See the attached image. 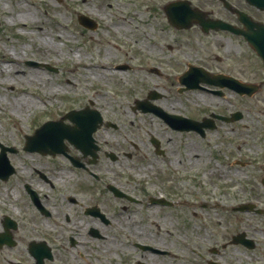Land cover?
I'll list each match as a JSON object with an SVG mask.
<instances>
[{
	"label": "rangeland",
	"instance_id": "obj_1",
	"mask_svg": "<svg viewBox=\"0 0 264 264\" xmlns=\"http://www.w3.org/2000/svg\"><path fill=\"white\" fill-rule=\"evenodd\" d=\"M6 1L14 6L17 0H0L1 141L20 148L23 134L29 133L36 125L39 127L51 119H58L73 107L90 104L92 107L101 108L100 110L105 113L107 118L122 124L124 131L121 130V133L123 136L118 137V140L125 145L127 151H135L134 147L130 145V139H133L142 148L143 144H149L147 141L150 135L149 130L155 135L165 136L163 131L165 126L159 118L152 114L140 111L135 113L131 110L136 97L147 96L148 90L155 87L163 93V98L159 99L157 103L163 104L171 111L180 112L193 111L191 100H196V103L201 102L196 98V96L199 97V94H179L176 90L177 81L172 84L171 80H160L155 75H149L147 68L118 69L120 63L130 64L132 62L137 66L135 63L137 56L135 54L137 47L135 38L139 37L140 45L144 46L145 43L142 38L143 25L141 21L144 23L146 19L136 18L137 9L132 4V0H20L26 3L29 9L37 12L41 19L38 25L41 24L40 26H43L45 31L43 34L40 33V29L34 31L33 27L30 28L33 40L26 38L24 33L19 34L20 31H26V28L10 24L9 13L4 8ZM86 11H90L99 20L100 25L97 29L89 30L80 25L78 13ZM12 14L14 17L16 16L15 12ZM119 15L133 19L131 30L126 34L124 29H121L120 33L113 29L114 24L118 22ZM134 31L142 34L133 36ZM66 33L70 36L69 40L65 38L60 40L57 37L58 34ZM43 37H48L49 41L52 39V43L46 44ZM110 40H113L118 46H110L108 44ZM76 42L82 45L80 60L76 57ZM12 46H15L20 56L19 68L26 72L36 71L38 75L40 74L37 75L40 79L37 82L33 81L32 84L23 79L17 81L27 92L22 93V96L34 99L37 104V106H24L22 116H18L11 110V104L14 103L15 96L19 93L13 92L11 88L3 84L4 79L15 77L13 71L4 67L1 62L5 54L11 52ZM108 46L110 51L106 52ZM152 48L150 47V49ZM153 54L159 60L165 59L161 52ZM166 58V62L171 64L170 57ZM29 61L47 64L49 68L43 65H30ZM151 63L157 64L155 61H151ZM86 64L92 67V70H96L94 65L105 66L107 72H103V68H99L103 75H99L97 80L94 78L92 70L84 67ZM51 67H57L58 70L53 71ZM170 68L166 67L167 71H171ZM52 85L59 87L60 91L53 92ZM48 93L51 94V97ZM39 97H42L44 101L39 100ZM167 136L175 135L167 132ZM115 140L116 138H110L113 143ZM179 140V153L176 156H169L165 160L168 161L170 158L173 165L175 161L182 164L180 170L182 176L179 184L185 192L178 185L176 175L168 172L166 166L171 165L166 161H155L153 175L150 178L146 177L151 168L149 165L143 164L146 163L143 156L149 155L146 152V147H143V150H140L134 159L127 160L129 165L127 171L132 172L130 174L137 186L147 193L170 190L174 194L179 193L181 198L191 201L184 206H177L176 209H164L161 212L163 218L159 221L163 228L170 230L169 233L156 231L155 226L151 223L149 228L153 232L152 235L162 238L156 237L155 240L166 243L172 252L179 253V257L175 255L173 258L174 264L177 260L180 264H196V262L197 264H207L205 260H195L192 251L204 252L209 256L210 241L213 242L210 237L211 232L219 233V238H222L220 233L226 230L230 233L236 226H240L241 229L246 228L244 220H241L244 215L234 212L232 207L241 200L247 199V193L241 189L247 179L235 171L229 172L221 168L220 160L215 159L214 153H212L209 136L201 140L202 145L197 144L199 138L193 133H185ZM174 146L176 144L171 145L169 154H172L171 150L174 149ZM248 152L250 151L248 150ZM192 154L196 156H192ZM12 156L15 157L18 165H21L22 161L31 159L22 155L21 152ZM40 160L47 161L48 159L35 156V164ZM105 166L107 165L105 164ZM22 167L24 168V163ZM213 167L218 168L217 172L222 174L221 177L210 170ZM11 187L19 188L16 180H13V184L8 187L9 192L13 191ZM203 203H206L207 206L204 207ZM199 204L201 205L199 206ZM154 214L158 216V214ZM259 219L260 217L256 218V221H260ZM225 220L232 221L230 226H227L226 222L224 223Z\"/></svg>",
	"mask_w": 264,
	"mask_h": 264
},
{
	"label": "flooded vegetation",
	"instance_id": "obj_2",
	"mask_svg": "<svg viewBox=\"0 0 264 264\" xmlns=\"http://www.w3.org/2000/svg\"><path fill=\"white\" fill-rule=\"evenodd\" d=\"M151 10L157 18L161 16V20H166L168 35L181 36L179 43L185 48L184 55L207 69L215 83L220 82L221 86H213L218 97L230 95L237 100L232 108L217 104L212 111L216 116L236 114L240 119L226 122L215 118V122L237 128L242 124L251 134L264 126V0H151ZM169 11L173 15L180 14L182 24L191 18L194 22L187 28L180 27L179 23L172 25ZM261 152L241 160V164L252 167L253 179L244 191L250 198L255 197L264 209V144ZM39 164V168L31 172L34 182L21 185L20 217L12 216L15 226L6 227L4 221L3 226L0 221V228L4 230L0 233V264H167L164 253L155 254L153 248L145 247H153L155 238L161 237L152 235L148 229L138 234L132 213L134 205L128 198L106 192L101 175L96 173L91 175L92 179L74 183L58 177L53 165ZM113 178L123 191L137 197L138 189L130 178L118 174ZM59 179L63 186L55 205L52 195L38 188L45 186L52 190L54 181ZM27 184L34 193L30 188L28 192L25 190ZM115 203L127 207L125 214L117 216L115 235H98L96 227L105 225L99 217L86 213L87 208H104ZM244 223L248 227L245 232L256 244L254 255L264 257V219ZM215 242L223 244L216 236ZM228 247L214 253L223 261L215 259L217 264H239L238 258L225 252Z\"/></svg>",
	"mask_w": 264,
	"mask_h": 264
},
{
	"label": "bare ground",
	"instance_id": "obj_3",
	"mask_svg": "<svg viewBox=\"0 0 264 264\" xmlns=\"http://www.w3.org/2000/svg\"><path fill=\"white\" fill-rule=\"evenodd\" d=\"M4 8L6 9V11L9 13V22L10 24H14L18 27L22 26L23 29L26 28V31L22 32L20 31L19 33H24L26 38H28L29 40H33L32 36H31V30L30 28H38L40 29V33H45L44 29L42 26L38 25V23L40 22V17L37 14V12L35 10H31L29 9V7L27 6L26 3L21 2L20 0H17L15 5L12 6L10 5L9 2H5L4 3ZM13 12L16 13V16H13ZM132 20L133 19H129L128 17L124 16V15H119L118 16V22H116L113 26V29L115 30V32L120 33L121 29H124L126 33H128L131 30V25H132ZM29 28V29H28ZM134 35H141L139 32H134ZM57 37L62 40V38H65L67 40L70 39V36L68 33L66 34H58ZM95 39V38H92ZM43 40H45V43L50 45L52 43V39L51 41L48 40V37H43ZM74 40H76L74 38ZM108 44L110 46H118L116 43H114L113 40L108 41ZM29 46V45H28ZM110 48L109 46L106 48V52H109ZM76 57L77 59H81L82 55L80 53L79 50H77L76 52ZM19 61H20V56L18 54V52L15 49V46H12L11 48V52H9V54H5V56L1 59V62L3 63L4 67L8 68L9 70L13 71L14 74V78H8V79H4L3 80V84L6 87H9L12 89L13 92H18L19 94L17 96H15V101L14 103H10L12 106V111L17 114L18 116H22V111H23V107H29V106H37L36 101L34 99H31L30 97L27 96H22V93H27L26 91H24L21 87V85L17 82L20 81L21 79L29 81L30 84H32V82H37L38 78L37 77V72L36 71H30V72H26L25 70H22L19 68ZM85 68H88L90 71L92 70L90 66H88L87 64L84 66ZM94 68H96V70H92L94 78L98 80L99 75H103L102 71L99 68H103V72H107V69L105 66H99V65H94ZM117 73V74H116ZM115 74L118 75V72H116ZM40 75V74H39ZM38 75V76H39ZM52 91L53 92H58L60 91L59 87H56L54 85L51 86ZM51 92V91H50ZM29 94V93H28ZM51 97V94L48 93ZM39 100L44 101V99L42 97H39Z\"/></svg>",
	"mask_w": 264,
	"mask_h": 264
},
{
	"label": "water",
	"instance_id": "obj_4",
	"mask_svg": "<svg viewBox=\"0 0 264 264\" xmlns=\"http://www.w3.org/2000/svg\"><path fill=\"white\" fill-rule=\"evenodd\" d=\"M75 114H78V113H75ZM78 115H79V114H78ZM72 118H73V119L75 118V117H74V114H73V117H72ZM74 120H75V119H74ZM77 121H78V120H77ZM79 123H81V122H79ZM83 124L86 125V122H83ZM40 131H41V130H40ZM40 131H38V132H40Z\"/></svg>",
	"mask_w": 264,
	"mask_h": 264
}]
</instances>
